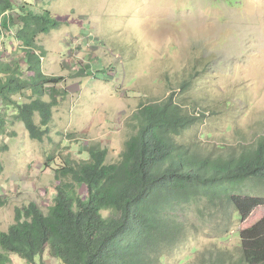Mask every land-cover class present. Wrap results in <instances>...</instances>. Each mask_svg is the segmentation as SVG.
Returning a JSON list of instances; mask_svg holds the SVG:
<instances>
[{
	"label": "rangeland",
	"instance_id": "374dc122",
	"mask_svg": "<svg viewBox=\"0 0 264 264\" xmlns=\"http://www.w3.org/2000/svg\"><path fill=\"white\" fill-rule=\"evenodd\" d=\"M22 1L50 10L62 23L40 44L48 53L47 74L65 79L60 88L68 96L55 109L43 142L18 123V137L7 140L10 151L0 154V196L7 202L0 208V235L16 222L18 209L36 203L49 212L57 196L55 169L68 157L86 161L88 149L98 147L109 151L108 163L119 162L135 133L134 113L171 91L192 106L189 111L199 109L189 137L199 135L208 148L230 150L264 134V0ZM185 82L191 84L188 93ZM78 191L87 194L86 188ZM246 191L264 196V186L253 182ZM194 212L189 207L192 222ZM263 217L264 206L247 222H236L229 240L222 239L225 217L203 223L167 264H204L219 251L233 253L234 261L239 226ZM8 255V264H29ZM35 264L64 263L48 250Z\"/></svg>",
	"mask_w": 264,
	"mask_h": 264
},
{
	"label": "trees",
	"instance_id": "16d2710c",
	"mask_svg": "<svg viewBox=\"0 0 264 264\" xmlns=\"http://www.w3.org/2000/svg\"><path fill=\"white\" fill-rule=\"evenodd\" d=\"M34 6L0 0V154L10 151L7 140L18 137V123L43 142L68 96L60 88L65 79L47 74L48 53L40 44L62 23ZM182 88L188 93L191 84ZM179 96L171 91L134 113L135 133L119 162L108 163L109 151L92 147L88 160L68 157L60 164L49 212L36 203L17 210L16 222L0 235V264L12 261L8 254L35 264L48 250L64 264H167L203 223L223 217L222 239H231L236 222H247L264 206V196L246 191L251 182L264 186V134L230 150L208 148L199 135L189 137L201 116L198 105L193 113ZM4 172L0 161V177ZM2 197L0 208L7 205ZM189 207L194 222L187 219ZM238 229L237 258L219 251L204 264H264V217Z\"/></svg>",
	"mask_w": 264,
	"mask_h": 264
}]
</instances>
